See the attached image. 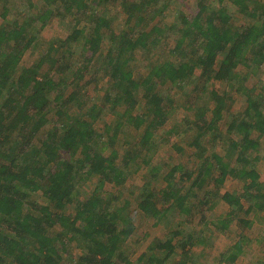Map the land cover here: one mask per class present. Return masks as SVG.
<instances>
[{
	"label": "trees",
	"instance_id": "trees-1",
	"mask_svg": "<svg viewBox=\"0 0 264 264\" xmlns=\"http://www.w3.org/2000/svg\"><path fill=\"white\" fill-rule=\"evenodd\" d=\"M188 1L0 0V264H198L193 250L208 243L206 229L225 235L233 224L251 228V215L264 213L257 168L264 161V84L258 79L246 85L264 65V0ZM172 7L176 18L169 24ZM230 7L252 22L235 21ZM69 16L72 28L58 40L60 50L50 48L51 57L44 52L31 66L22 65L27 52L43 45L41 33L51 20L65 25ZM115 16H124L118 27ZM139 54L141 62L147 58L148 72L136 80ZM55 63L66 68L58 80L50 74ZM103 81L102 97L89 92ZM210 81L241 94L244 109L234 114L227 92L211 88ZM175 90L189 97L184 105L192 115L178 118ZM203 97L208 102L200 105ZM225 113L234 115L222 128ZM109 116L115 122L99 131L96 124ZM126 126L136 133L128 132L125 144L137 134L136 144L120 162L116 145ZM162 132V141L188 139L198 162L193 169L172 167L159 191L146 184L137 209L155 227H169L173 218L192 216L200 207L202 229L172 230L134 260L127 246L137 228L130 201L117 207L120 197L106 199L103 189L123 188L150 166ZM159 167L148 172L155 182ZM230 180L239 181L241 191L216 194L228 211L211 230L202 208L211 192L205 189L218 192ZM89 183L94 188L83 200ZM244 240L241 234L219 264H235Z\"/></svg>",
	"mask_w": 264,
	"mask_h": 264
},
{
	"label": "rangeland",
	"instance_id": "rangeland-1",
	"mask_svg": "<svg viewBox=\"0 0 264 264\" xmlns=\"http://www.w3.org/2000/svg\"><path fill=\"white\" fill-rule=\"evenodd\" d=\"M25 0H19V3L24 2ZM27 1V0H26ZM36 3L41 5V0H34ZM192 5L194 3V0H189L188 1ZM26 3V2H25ZM117 8L116 10H121L120 7H115ZM184 7L178 8L179 10H183ZM111 9V8H110ZM112 10V9H111ZM177 9L175 7H172L170 12H169V19L167 20L168 23L172 22L175 20V12ZM185 11H188V8L185 7ZM230 12L233 13L235 16V21L238 23L242 24H247L248 22H252L250 18H247L243 15H240L237 10L234 7H230ZM115 13V12H113ZM73 16H69L65 20V25H61L58 20H51L50 24L47 26L46 29H44L41 33L42 35V40L41 42L43 45L40 47V49L36 50L35 52L29 51L25 55L22 65L24 66H31L39 56L43 55L45 52V55L51 57L53 54V51H50V48L53 49H59L60 46L58 43V40H65L68 35L70 34V30L72 28V22H73ZM113 20V26L118 27L120 26L119 24L121 22H124V16L117 17L112 19ZM0 24H2V20L0 18ZM170 24V23H169ZM122 25V24H121ZM83 26V24L81 25ZM60 50V49H59ZM161 52V51H160ZM160 54H158L159 56ZM166 54H163V51L161 52V55L163 58L165 57ZM141 56V57H140ZM147 58H144L142 60V54L138 55V69L134 72V78L137 80H140L142 77L146 76L148 69L146 66V60ZM152 60V57H151ZM156 61V57L154 58ZM73 63V59H66V64ZM97 63V61H95ZM71 63V65H72ZM100 63V62H99ZM156 63V62H155ZM70 65V66H71ZM51 67L52 70L50 71V74L52 73L55 77L56 80H58L59 77L62 76V71L66 72V68L64 67L63 69L60 68V64H53ZM51 67H47L49 70ZM262 74H260L258 77L252 80H248L246 85L253 84L256 80L260 79L262 83L264 84V65L262 67ZM43 72H46V69H44ZM200 70H197L195 73V78H197L196 82H199V77H200ZM45 76L42 74V77ZM205 80V79H203ZM103 83H100V86L96 89L95 83H93L92 86H90V91H94V95L97 97H102V90L101 87L104 85ZM200 83V82H199ZM208 85L211 88L217 89L219 92L226 91L228 99H231L232 101V112L236 114L239 110L244 109L246 106L245 98L241 95L238 94L237 91H230V88L221 82H215V81H210ZM167 89V88H166ZM174 97L176 98V106L179 108V115L178 118L180 119L182 116L185 115H192L194 111H189L186 109V104L187 101H189V97H186L185 95H182L180 92L172 91ZM208 102L207 97H203L202 99L199 100V104H206ZM229 102V104H231ZM234 114H229L225 113V121L222 122V128H224V125L226 124L225 122H228V119L230 116ZM228 119V120H227ZM110 123V122H115V119L113 116H109L108 118L104 119V121L99 122L96 124L97 129L99 131L102 130L103 126L105 123ZM175 122V119L172 120L169 123V126L172 125ZM225 123V124H224ZM49 128V127H48ZM128 132H133L136 133L130 126H126V129L122 130V132L119 135L118 141L116 148L119 149L120 152V162L123 161L124 157L127 156V152L131 151L132 148L135 147L136 144V135L132 138L129 137L128 139L130 140L129 144H125V139L127 136ZM160 133V132H159ZM43 133L40 134L41 137H43ZM162 136L163 132L161 135H158L156 137V148L154 149V152L151 156V165L143 167L141 171L138 173L133 174L130 178L128 183L123 187V188H115L111 185H107L104 187V197L106 199H110V195H116L119 198L118 201H115V204L117 207H122L124 201L127 199L130 201V215L132 216L137 228L136 232L134 235L129 239L127 242V246L132 248V251L134 252V260L138 257V255L145 251L146 248L150 245V243L153 241L155 238L159 239H164L165 236L170 234V231L175 230V229H181L182 231L186 232L192 230L194 227H197V230L202 229L201 226L198 225L200 222V215H198L197 211L199 210L200 207L194 209V213L192 216H180L179 215L173 220L172 223L170 224L169 227L165 226V224L160 225V226H154L153 222H151L148 219L142 218L141 212L137 209V196L140 195L142 192V188L148 184L152 183V188L155 189L156 191H159L160 189L165 188L166 183H164V176L166 173L174 166H177L179 164L186 165L190 169H193L195 167V164L198 162V160L195 157H192V152L193 149L188 148V139L186 141H181V139L175 138L172 141H162ZM262 143V154H264V138L260 140ZM183 147L186 149L185 152H179L175 149V147ZM22 147H20L17 152L20 151ZM218 150H221V153H225V147L223 148L222 145H218ZM109 154V151L107 152ZM143 158H146L145 152H142L141 154ZM142 158H138L137 163L139 164L142 160ZM160 166V167H159ZM159 167V175L158 178L155 182V179L153 178V175L151 176L148 172L152 168ZM258 171L262 175V179L264 181V161L260 162L257 164ZM88 186V187H87ZM83 191V196L82 199L85 200V194L93 190L94 185L93 183H89ZM242 184L239 181H228L225 183V185L218 190V192L215 190V188L210 187L208 189H205V191H211L209 195V201L208 204L202 206V208L205 210L206 217L208 218L210 225L209 228L211 230H214V227L211 225L212 222H215L217 217L224 215L228 211V206L225 205L223 200L217 196L216 194L219 193L220 195L224 194L227 191H241ZM208 193V192H206ZM88 194V195H89ZM199 197L204 198V193L199 192ZM192 203L197 206L198 201L190 200ZM188 202L187 204L191 205V202ZM161 207V206H160ZM211 207L214 209L211 210ZM194 217V218H193ZM170 218H172L170 216ZM251 218L253 220V225L251 228L245 229L244 226L239 225V224H233L231 227V231L229 233L220 234L218 232H215L214 234L211 235L209 231L206 229L207 233V238H208V243L205 246L202 247H196L194 248V252L196 254V261L198 264H219L221 255L228 250L235 242L239 239V236L242 234L245 237V240L243 242V254L239 257V259L236 261L235 264H264V236L262 237V234L264 233V213L260 216H257L255 214L251 215ZM250 218V219H251ZM194 219V220H193ZM167 223V221H166ZM260 237V239H258ZM172 262V261H171ZM226 264V263H225Z\"/></svg>",
	"mask_w": 264,
	"mask_h": 264
},
{
	"label": "crops",
	"instance_id": "crops-1",
	"mask_svg": "<svg viewBox=\"0 0 264 264\" xmlns=\"http://www.w3.org/2000/svg\"><path fill=\"white\" fill-rule=\"evenodd\" d=\"M263 236H264V233L262 234V237L261 238H263ZM258 239H260V237H258Z\"/></svg>",
	"mask_w": 264,
	"mask_h": 264
}]
</instances>
